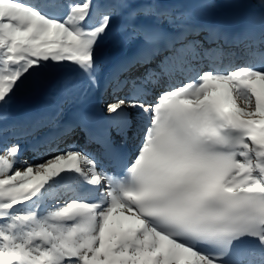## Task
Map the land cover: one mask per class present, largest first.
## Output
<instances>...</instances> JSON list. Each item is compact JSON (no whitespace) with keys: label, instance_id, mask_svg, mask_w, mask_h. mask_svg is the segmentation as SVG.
Masks as SVG:
<instances>
[{"label":"snow or ice","instance_id":"1","mask_svg":"<svg viewBox=\"0 0 264 264\" xmlns=\"http://www.w3.org/2000/svg\"><path fill=\"white\" fill-rule=\"evenodd\" d=\"M193 6L0 0V264H264V0L235 30ZM43 73L45 106L14 119Z\"/></svg>","mask_w":264,"mask_h":264},{"label":"bare ground","instance_id":"2","mask_svg":"<svg viewBox=\"0 0 264 264\" xmlns=\"http://www.w3.org/2000/svg\"><path fill=\"white\" fill-rule=\"evenodd\" d=\"M110 42H111L110 38L108 37L103 41V44L100 45V47L108 46ZM108 51L109 49L107 48H105L104 53L101 51V54L103 53L102 56L107 57ZM46 76H49L50 78L55 79V77L49 73L39 74V75H36L30 78L29 81H27L25 85L22 86L18 90L11 105L9 106V111L12 112V116L24 114V113H28V114L34 113V110L32 109V104L37 103L39 106H41V108L45 106V103L42 101L43 99L42 96H44L45 92L41 90V87L42 86H48V87L53 86V84L44 82V78ZM35 156L36 155L33 154L31 157H22V159L28 160L29 162H33V161H38V160H42L46 158V157L42 158V157H35Z\"/></svg>","mask_w":264,"mask_h":264},{"label":"rangeland","instance_id":"3","mask_svg":"<svg viewBox=\"0 0 264 264\" xmlns=\"http://www.w3.org/2000/svg\"><path fill=\"white\" fill-rule=\"evenodd\" d=\"M44 82H46L45 80H44ZM47 83V82H46ZM22 101V100H21ZM35 157H39V156H35Z\"/></svg>","mask_w":264,"mask_h":264}]
</instances>
